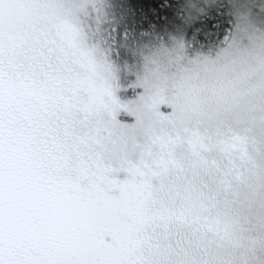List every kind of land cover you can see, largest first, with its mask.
<instances>
[{
    "label": "snow or ice",
    "instance_id": "snow-or-ice-1",
    "mask_svg": "<svg viewBox=\"0 0 264 264\" xmlns=\"http://www.w3.org/2000/svg\"><path fill=\"white\" fill-rule=\"evenodd\" d=\"M0 264H264V0H0Z\"/></svg>",
    "mask_w": 264,
    "mask_h": 264
}]
</instances>
